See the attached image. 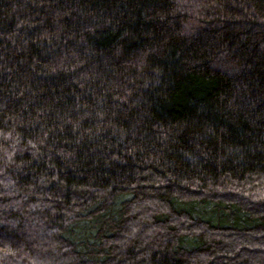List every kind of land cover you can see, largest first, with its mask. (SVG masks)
<instances>
[{
    "label": "trees",
    "instance_id": "16d2710c",
    "mask_svg": "<svg viewBox=\"0 0 264 264\" xmlns=\"http://www.w3.org/2000/svg\"><path fill=\"white\" fill-rule=\"evenodd\" d=\"M0 264H264V0H0Z\"/></svg>",
    "mask_w": 264,
    "mask_h": 264
}]
</instances>
